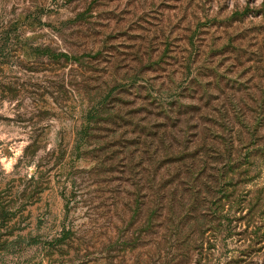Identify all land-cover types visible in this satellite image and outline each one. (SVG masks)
<instances>
[{"label": "rangeland", "instance_id": "374dc122", "mask_svg": "<svg viewBox=\"0 0 264 264\" xmlns=\"http://www.w3.org/2000/svg\"><path fill=\"white\" fill-rule=\"evenodd\" d=\"M0 264H264V0H0Z\"/></svg>", "mask_w": 264, "mask_h": 264}]
</instances>
